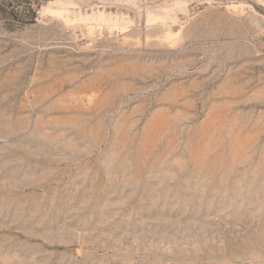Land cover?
Returning a JSON list of instances; mask_svg holds the SVG:
<instances>
[{"label":"rangeland","instance_id":"1","mask_svg":"<svg viewBox=\"0 0 264 264\" xmlns=\"http://www.w3.org/2000/svg\"><path fill=\"white\" fill-rule=\"evenodd\" d=\"M0 264H264V0H0Z\"/></svg>","mask_w":264,"mask_h":264}]
</instances>
